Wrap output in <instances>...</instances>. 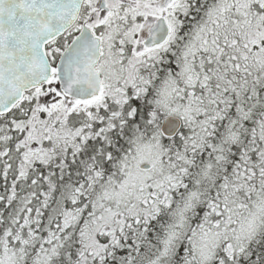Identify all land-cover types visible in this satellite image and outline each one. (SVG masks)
Segmentation results:
<instances>
[{"label":"snow or ice","instance_id":"obj_1","mask_svg":"<svg viewBox=\"0 0 264 264\" xmlns=\"http://www.w3.org/2000/svg\"><path fill=\"white\" fill-rule=\"evenodd\" d=\"M0 264H264V0H0Z\"/></svg>","mask_w":264,"mask_h":264}]
</instances>
